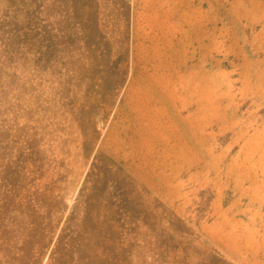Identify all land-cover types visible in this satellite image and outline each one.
<instances>
[{
  "label": "rangeland",
  "instance_id": "374dc122",
  "mask_svg": "<svg viewBox=\"0 0 264 264\" xmlns=\"http://www.w3.org/2000/svg\"><path fill=\"white\" fill-rule=\"evenodd\" d=\"M0 264H264V0H0Z\"/></svg>",
  "mask_w": 264,
  "mask_h": 264
}]
</instances>
